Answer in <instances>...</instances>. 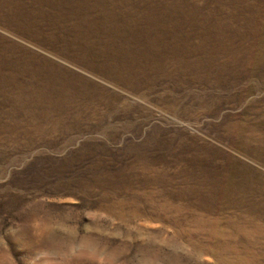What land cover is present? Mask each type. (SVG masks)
Segmentation results:
<instances>
[{"label": "rangeland", "instance_id": "rangeland-1", "mask_svg": "<svg viewBox=\"0 0 264 264\" xmlns=\"http://www.w3.org/2000/svg\"><path fill=\"white\" fill-rule=\"evenodd\" d=\"M0 264H264V0H0Z\"/></svg>", "mask_w": 264, "mask_h": 264}]
</instances>
